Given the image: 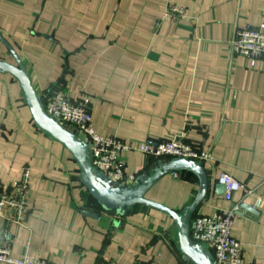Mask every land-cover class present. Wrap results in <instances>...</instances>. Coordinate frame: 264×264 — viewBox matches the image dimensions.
Segmentation results:
<instances>
[{"label":"crops","instance_id":"crops-1","mask_svg":"<svg viewBox=\"0 0 264 264\" xmlns=\"http://www.w3.org/2000/svg\"><path fill=\"white\" fill-rule=\"evenodd\" d=\"M174 6L185 10L177 20L167 16ZM262 25L264 0H0V61L15 64L9 45L40 96L87 99L102 136L132 147L181 138L209 156V192L196 215L237 207L232 236L245 264H264V60L233 57L229 45L235 27ZM124 157L136 179L159 161ZM26 169V223L0 220L13 258L192 264L165 214L103 210L70 152L36 126L19 83L0 74V188ZM222 175L246 190L227 201L216 189ZM198 187L193 175L174 173L146 198L182 213Z\"/></svg>","mask_w":264,"mask_h":264},{"label":"built area","instance_id":"built-area-1","mask_svg":"<svg viewBox=\"0 0 264 264\" xmlns=\"http://www.w3.org/2000/svg\"><path fill=\"white\" fill-rule=\"evenodd\" d=\"M185 10L177 7L169 9L167 16L177 20ZM233 57H242L252 65L264 60V25L258 28L235 27L229 42ZM47 114L66 125L80 139L92 144V165L119 187L134 185L136 177L126 173L128 152H137L156 160L186 159L198 163L209 161L194 146L186 144L181 138L129 146L114 137L102 136L94 128L87 99L73 102L65 91H58L45 97ZM30 170L26 169L23 178L0 188V220L23 226L29 215ZM218 183L225 187V199L231 201L234 194L245 191L243 184L230 176L222 175ZM239 216L238 208L219 210L211 216L195 215L191 225V238L195 244H203L212 252L215 264H245L243 246L232 236L234 223ZM8 235L0 227V264H52L41 258L25 257L15 259L7 243ZM108 264H118L110 262Z\"/></svg>","mask_w":264,"mask_h":264},{"label":"water","instance_id":"water-1","mask_svg":"<svg viewBox=\"0 0 264 264\" xmlns=\"http://www.w3.org/2000/svg\"><path fill=\"white\" fill-rule=\"evenodd\" d=\"M15 58V64L0 61V74L12 76L20 85L26 104L33 120L40 131L62 144L76 161L81 182L90 195L103 210L116 212L125 216L136 206L157 210L171 218L178 230L180 252L186 262L192 264H215L209 248L203 244H195L191 238L192 221L208 196L209 177L202 163L186 159L160 160L150 172L136 179L134 185L127 188L119 187L92 165V144L80 139L66 125L51 118L45 107V98L40 96L30 79L26 67L18 55L8 45ZM174 173H188L198 180V191L193 202L182 213L146 198L148 192L165 176ZM218 192L225 191L224 186H217ZM85 215L92 216L90 213Z\"/></svg>","mask_w":264,"mask_h":264}]
</instances>
